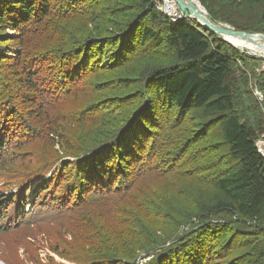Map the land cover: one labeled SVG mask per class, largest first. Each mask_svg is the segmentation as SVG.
<instances>
[{"label": "trees", "instance_id": "obj_1", "mask_svg": "<svg viewBox=\"0 0 264 264\" xmlns=\"http://www.w3.org/2000/svg\"><path fill=\"white\" fill-rule=\"evenodd\" d=\"M197 1L264 35V0ZM156 2L0 0V234L51 218L46 264H264V52Z\"/></svg>", "mask_w": 264, "mask_h": 264}, {"label": "rangeland", "instance_id": "obj_2", "mask_svg": "<svg viewBox=\"0 0 264 264\" xmlns=\"http://www.w3.org/2000/svg\"><path fill=\"white\" fill-rule=\"evenodd\" d=\"M158 1L159 0H157V2ZM201 11L203 12L204 16L210 21L205 10L202 8ZM181 20H185L189 22V24H197L196 21L193 22V20H191L188 13L185 16H182ZM260 58L264 59V57ZM256 93L258 92H255V94ZM258 100L262 101V97L261 100L259 98ZM35 145L37 144L33 143V141L30 140L28 142L20 144L18 147H21V149L25 153H34ZM2 186V183H0V188ZM11 190V185H8V190L5 191V194L8 197L13 195V192H11ZM41 216H44V214L38 213L33 217V219H31L35 220L38 227L26 228L24 227V225L20 227L14 226L7 229L5 233L0 234V264H46L47 256L54 258V260L58 262L56 256L53 255L49 250L50 242L59 237L58 223L54 222V220L49 217L39 219Z\"/></svg>", "mask_w": 264, "mask_h": 264}, {"label": "bare ground", "instance_id": "obj_3", "mask_svg": "<svg viewBox=\"0 0 264 264\" xmlns=\"http://www.w3.org/2000/svg\"><path fill=\"white\" fill-rule=\"evenodd\" d=\"M185 4L187 7H189L192 10L190 14L191 20L196 21L198 25L205 30L210 31V29H214L212 28V24H211L212 22L209 21L204 16L203 12L201 11L202 8L197 0H187ZM215 33L216 34L214 35H216V37L218 36L217 37L218 39L223 40V42L225 41V43L228 42L232 44L234 47H236L239 50L251 51V49H254L257 47L259 50H262L264 52V40L255 38L256 35L250 36V37H243V36H238V35H229L222 31H216V30H215ZM256 37H260V36H256ZM47 48L49 47L47 46Z\"/></svg>", "mask_w": 264, "mask_h": 264}, {"label": "built area", "instance_id": "obj_4", "mask_svg": "<svg viewBox=\"0 0 264 264\" xmlns=\"http://www.w3.org/2000/svg\"><path fill=\"white\" fill-rule=\"evenodd\" d=\"M155 9L159 13H161L163 16L168 18L172 23L183 21L181 20L182 16H185L187 14V13L183 14L180 11V9L178 8L174 0H159L155 4ZM255 95L257 96V98L261 100L260 94L256 93ZM256 148L258 152L260 153V155L264 157V139L263 138L260 139L256 143Z\"/></svg>", "mask_w": 264, "mask_h": 264}, {"label": "water", "instance_id": "obj_5", "mask_svg": "<svg viewBox=\"0 0 264 264\" xmlns=\"http://www.w3.org/2000/svg\"><path fill=\"white\" fill-rule=\"evenodd\" d=\"M175 2H176V4L178 5L180 11L183 14H186V13H188L189 15L191 14L192 10L189 7H187L186 4H185V2H187V0H175ZM211 24H212V28H214V29H210V32L213 33V34H216L215 33V30H216V31H222V32H224L226 34H229V35H238V36H243V37H250V36H255L256 35V36H260V37L264 38V35H261V34H248V33H244V32L234 31L233 29H231L227 25H221V24L218 25V24H214V23H211ZM219 40L223 41L221 39H219ZM228 44H230V43H228ZM230 45H232V44H230ZM232 47H234V46L232 45ZM234 48L237 49L236 47H234ZM241 52L244 53L243 51H241ZM246 54H249V53H246ZM249 55H251V54H249ZM253 56H255V55H253Z\"/></svg>", "mask_w": 264, "mask_h": 264}]
</instances>
